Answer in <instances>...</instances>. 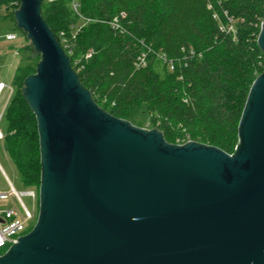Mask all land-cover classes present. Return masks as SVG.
I'll list each match as a JSON object with an SVG mask.
<instances>
[{
  "label": "water",
  "instance_id": "1",
  "mask_svg": "<svg viewBox=\"0 0 264 264\" xmlns=\"http://www.w3.org/2000/svg\"><path fill=\"white\" fill-rule=\"evenodd\" d=\"M17 28L41 55L23 94L41 151L39 218L0 264H264V74L230 155L173 145L98 107L42 17ZM264 53V21L258 38Z\"/></svg>",
  "mask_w": 264,
  "mask_h": 264
},
{
  "label": "trees",
  "instance_id": "2",
  "mask_svg": "<svg viewBox=\"0 0 264 264\" xmlns=\"http://www.w3.org/2000/svg\"><path fill=\"white\" fill-rule=\"evenodd\" d=\"M13 1L0 0V8L9 10ZM76 2L78 13L73 0H43L42 17L99 108L135 126L145 107L149 124L167 143L191 140L235 154L250 90L264 74L258 45L264 0ZM117 18L122 29L113 25ZM28 52L40 55L33 45ZM143 54L145 67L138 64ZM37 68L14 75L7 147L25 186L39 191L38 123L23 94Z\"/></svg>",
  "mask_w": 264,
  "mask_h": 264
},
{
  "label": "rangeland",
  "instance_id": "3",
  "mask_svg": "<svg viewBox=\"0 0 264 264\" xmlns=\"http://www.w3.org/2000/svg\"><path fill=\"white\" fill-rule=\"evenodd\" d=\"M11 13H15L12 8L9 10H7L6 7L0 8V34L5 35L9 32H13L16 35V40L11 42L0 39V192L5 193L10 190L7 178L18 192L33 189L25 186L9 154L7 136L13 132H10L9 115L7 111L15 95L12 82L17 70L27 66L36 68L41 62L40 57H38L40 55L34 56L32 53L28 52V50H31L32 45L27 39V35L17 28V23L14 21ZM33 56L35 60L31 61L30 59H32ZM3 85L4 89L2 90ZM135 126L144 130H155L148 122V115L145 107H142L137 115ZM22 200L25 206L32 211L34 208L33 200L29 197H23ZM17 205H19L18 202ZM36 207H38V203H36Z\"/></svg>",
  "mask_w": 264,
  "mask_h": 264
},
{
  "label": "built area",
  "instance_id": "4",
  "mask_svg": "<svg viewBox=\"0 0 264 264\" xmlns=\"http://www.w3.org/2000/svg\"><path fill=\"white\" fill-rule=\"evenodd\" d=\"M54 1L62 0H47L49 3ZM20 7V0H15L10 4V8L15 12L19 10ZM73 9L78 13L79 5L76 0H73ZM121 17L124 16L122 15ZM113 25L116 29H122L118 18L114 20ZM230 30H233L232 25ZM61 37H63V34H61ZM0 39H5L6 41L11 42L16 40V35L13 32H9L5 35L0 34ZM63 44L65 50L70 49V45L67 44L66 41L63 40ZM90 56L91 54H88L86 59L90 58ZM138 61L139 66L145 67L146 55L143 54L139 57ZM169 70L171 72L174 71V65H172V63L169 64ZM2 87L3 90L4 85ZM190 142L192 141L178 143L177 145L182 146ZM7 180L10 186L9 192H0V251H4L1 256L7 253V251L18 242L19 238L32 232L38 222L40 208L39 191L36 189H28L24 192H18L8 178ZM23 197H29L33 200L34 208L32 211H30L23 203ZM17 202L19 205H17ZM36 203H38V207H36Z\"/></svg>",
  "mask_w": 264,
  "mask_h": 264
},
{
  "label": "bare ground",
  "instance_id": "5",
  "mask_svg": "<svg viewBox=\"0 0 264 264\" xmlns=\"http://www.w3.org/2000/svg\"><path fill=\"white\" fill-rule=\"evenodd\" d=\"M3 88V87H2Z\"/></svg>",
  "mask_w": 264,
  "mask_h": 264
}]
</instances>
